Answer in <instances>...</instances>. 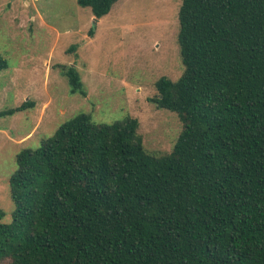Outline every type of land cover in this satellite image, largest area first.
Returning a JSON list of instances; mask_svg holds the SVG:
<instances>
[{"label":"trees","instance_id":"16d2710c","mask_svg":"<svg viewBox=\"0 0 264 264\" xmlns=\"http://www.w3.org/2000/svg\"><path fill=\"white\" fill-rule=\"evenodd\" d=\"M117 1L76 2L99 20ZM178 23L183 72L149 99L182 124L171 152L146 151L130 116L66 120L15 157L0 264H264V0H182Z\"/></svg>","mask_w":264,"mask_h":264},{"label":"rangeland","instance_id":"374dc122","mask_svg":"<svg viewBox=\"0 0 264 264\" xmlns=\"http://www.w3.org/2000/svg\"><path fill=\"white\" fill-rule=\"evenodd\" d=\"M76 1L0 0V55L8 65L0 71V112L32 103L0 116L2 224L12 221L8 180L16 155L37 148L71 117L86 113L107 124L136 118L145 150L157 156L171 152L182 129L175 113L149 102L159 78L175 81L183 72L182 0H118L99 20ZM60 66L76 68L85 97L69 93Z\"/></svg>","mask_w":264,"mask_h":264}]
</instances>
